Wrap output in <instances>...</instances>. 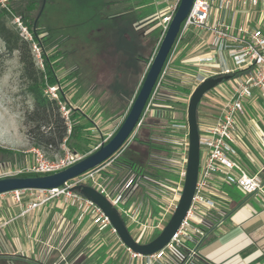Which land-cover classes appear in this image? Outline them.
<instances>
[{"label":"built area","instance_id":"obj_1","mask_svg":"<svg viewBox=\"0 0 264 264\" xmlns=\"http://www.w3.org/2000/svg\"><path fill=\"white\" fill-rule=\"evenodd\" d=\"M167 1L165 7L150 16L152 20L158 19L159 25L163 28V34L181 2V0ZM235 2H240L244 8L248 4L255 6L261 4L260 13L264 18V0H194L189 14L182 23L181 32L194 27L200 33L207 34L206 45L209 50L207 53L198 55L196 63H209L216 67L214 70L198 69L194 73V89L209 77L229 75L230 78L215 86L213 94L210 91L205 93L208 99L214 101L217 117L214 123H199L200 162L197 183L190 207L177 231L170 242L154 254L137 253L125 245L131 256L138 259L141 264H155L161 260L163 264H202L198 249L207 231L222 230V217L215 216V213L222 211L212 194L217 192L226 194V192L214 183V178L236 186L246 194L264 197L263 177L259 172L248 173L242 167L236 158L237 151L234 147L237 141L238 115L244 113L246 102L255 97V90H258L264 99V28L260 24L252 25L249 22L236 25L232 17V6ZM10 3L11 0H0V7L10 11ZM214 8L223 13L222 17L214 18ZM13 16L20 35L31 43L33 51L40 58L43 66L41 47L33 39L21 17ZM172 53L168 57L134 132L125 145L107 163L114 161L133 141L147 115L160 118L166 116L165 109L161 107L154 109L157 105L154 97L166 75ZM45 93L49 97L59 99V86H47ZM61 109L68 119L70 109L63 104ZM170 125L177 132L172 134V138H169L173 144V152L170 156L161 157L163 159L161 162L165 164L168 172L178 175L177 179H173L169 175H141L133 172L125 185L120 187L114 195H111L105 186L98 183L96 177L98 169H92L59 187L16 189L2 193L0 197L7 195L13 203L22 204L24 195L29 194L35 198V201L29 203L28 209L36 208L53 198H63L81 215H93L100 229L111 227L112 232L117 234L103 210L74 188L75 185L91 181L119 209L124 220L134 224V231H136L138 239H145L152 232L164 228L176 210L184 190L189 153L187 117L184 122H172ZM64 148V155L50 158L40 147H33V163L25 170L37 175L52 174L82 158V156L72 153L66 146ZM142 181L149 184L150 195L159 207V210L149 221L141 220L139 217L142 210L141 203L126 209L121 207V205L127 204L128 197L134 193Z\"/></svg>","mask_w":264,"mask_h":264},{"label":"crops","instance_id":"obj_2","mask_svg":"<svg viewBox=\"0 0 264 264\" xmlns=\"http://www.w3.org/2000/svg\"><path fill=\"white\" fill-rule=\"evenodd\" d=\"M154 3L159 11L168 1L154 0ZM252 8L258 11L256 25L260 24L264 28V18L260 13L261 4L257 6L248 4L245 8L242 6L247 14L240 18L236 16V10L232 6L234 23L252 24L248 17ZM222 15L221 11L213 9L214 18H220ZM184 33L187 41L178 47ZM194 35L196 43H194ZM206 40V33H200L198 29L191 27L180 32L172 48L173 69L161 89L165 97L163 101L158 102L161 103L159 105L170 108L169 112L167 109L165 111L169 120L167 127L172 134L177 132L170 127V124L184 122L186 119L185 107L194 91V73L198 69L216 68L214 64L207 66L209 63H196L198 55L209 50ZM210 93H214L213 89ZM90 97L91 94H88L77 106L87 117H81V121L84 123L91 121L89 128L91 135L95 136L94 132L97 130L101 133V137H104L107 132L104 133L102 128H107L108 125L102 127L103 123L113 116L108 118L102 116L103 110H100V107L106 104L103 103L104 99H98L95 94L94 97ZM132 100L126 104V109H129ZM201 104L203 105L199 107V123H214L217 117L214 101L203 97ZM97 110L98 113L92 117ZM120 124L121 122L113 132ZM263 138L264 99L259 91L255 90V97L246 102L244 113L238 115L237 141L234 147L237 151L236 158L242 167L251 174L259 172L264 179ZM112 162L97 168V181L106 189L108 182H112L114 171L109 172L106 179L101 177V172L108 166L113 167ZM214 183L226 192V194L221 192L212 194L222 211L215 213L216 217H222V230L207 231L198 249L202 264H264V197L246 194L238 187L226 184L219 178H214ZM119 188L118 185H114L107 192L114 195ZM133 194L127 199V208L141 203L140 219L149 221L159 210L157 202L151 197L149 190L138 194L135 200H132ZM33 201L35 198L29 194L24 195L22 204L13 203L7 195L0 197V255H3L0 260L12 259L34 264H141L138 259L131 256L118 234L112 232L111 227L99 228L93 215H81L63 198H53L36 208L28 209L29 203ZM126 224L134 231L133 223L126 221ZM155 264H163V261Z\"/></svg>","mask_w":264,"mask_h":264},{"label":"rangeland","instance_id":"obj_3","mask_svg":"<svg viewBox=\"0 0 264 264\" xmlns=\"http://www.w3.org/2000/svg\"><path fill=\"white\" fill-rule=\"evenodd\" d=\"M27 1L13 0L12 5L16 10V14L14 15L20 16L18 13L25 11ZM36 5L37 7L32 17L34 18L41 13L38 21V31L40 32V36L46 35L48 37V40H45L43 43L45 46H48L49 41H51L50 39L53 40L55 38L60 44V49L64 50L65 53L58 60L60 67L57 73L60 78H63L72 67L78 66L79 68L78 80L67 82L64 86L66 95L72 105L75 107L79 106L88 94H91L90 98H92L96 92H99V89L108 92L103 96L107 97V100L104 99L105 101L103 102L106 104L101 105L100 110H103L102 116L105 118L109 116L113 117L108 118V121L103 123L102 127L108 125L107 128H102L104 133L107 132L104 137H101V133L97 130L94 132L95 136H92V151H94L99 144L106 142L111 137L113 130L123 121L128 111L123 106L127 102V99L135 96L141 85V80L138 82L142 70L141 61L130 65L126 61L133 52H129V55L121 53L122 58H120L121 54H112L109 45L118 42V44L125 45L126 50L129 51L134 48L133 42L136 39H141L140 35L142 33L148 35L150 30L158 26L159 23L143 26L148 22L141 23L139 21L131 24L130 19L126 18L124 19L125 25L121 26L120 21L118 22L119 19L113 17V15L116 16L120 13L132 15V9H129L127 0H37ZM233 7L236 10L238 18L247 14V11L242 9V5L239 2L234 3ZM248 17L252 24L256 25L258 11L252 8ZM5 18L7 26L19 33L14 22V16L6 12ZM130 25L137 33V35L134 34L136 35V39L129 27ZM149 42L150 39H145V47L141 50L144 54L149 50ZM31 53L35 67L43 69L44 64L43 66L41 65L40 58L37 57L32 46ZM170 57L165 77L171 75L173 69L174 56ZM41 60L43 62L42 57ZM149 64L145 67V72ZM207 66H211V64H207ZM110 82L114 83L112 89L109 86ZM29 83L30 81L25 75V64L21 59V52L19 50L10 52L7 49L5 41L0 37V146L7 149V151H0V178L29 176L32 174L28 170H25L33 163L32 148L37 147L30 142L26 133V115L34 108L35 103L34 97L27 90ZM112 93L117 95L114 100L109 95ZM204 97H207V95L205 94ZM159 104L161 103H157L156 107H154L155 110L161 107L165 110L167 109L168 112L170 111V108H165ZM187 108L188 103L185 107V117H187ZM97 113L98 110L92 114V117ZM149 116L151 115H147L146 117ZM167 118L166 111L164 120ZM109 122L111 123L110 125L108 124ZM198 122H200L199 116ZM148 125L143 129L142 141L133 142L132 148L134 151H138L137 153H140L138 159L140 163H149L150 160L152 161L155 158L158 160L157 162L160 166L165 167V164L161 162L163 161L161 157L170 156L172 151L169 149L165 153L159 151L152 152L147 147L144 142L149 137ZM169 138H172V133H169L167 140H165L172 146L173 144L168 141ZM41 149L50 158L65 154L64 146L60 150ZM127 154L132 155V151H128ZM112 163H114L113 167L108 166L106 170L101 172V177L106 179V175L114 171L113 179H111L112 182H108L107 184V190L112 189L114 185H118L119 187L124 186L134 172L122 159L117 160L116 158ZM167 174L173 179L178 178V175L175 173L167 172ZM146 190H150V186L147 182L142 181L134 191L132 200H135L138 194H142ZM121 207L126 209L127 205H121ZM128 227L132 230L130 225ZM154 233L152 232V234ZM0 264L34 263L4 259L0 260Z\"/></svg>","mask_w":264,"mask_h":264},{"label":"trees","instance_id":"obj_4","mask_svg":"<svg viewBox=\"0 0 264 264\" xmlns=\"http://www.w3.org/2000/svg\"><path fill=\"white\" fill-rule=\"evenodd\" d=\"M127 1L129 3V9H132V15H128L125 13H120L116 16L113 15V17L119 19L118 22L120 21L119 23L121 26L125 25L124 19L126 18L130 19L131 24L133 22L137 23L141 21V23L148 22L143 26H147L149 24L156 25L158 19L152 20L150 17L157 11V5L154 3V0ZM12 2L13 0L10 3V11L0 7V37H2V39L5 41L7 49L10 52H13L14 50H19L21 52V59L25 64V75L30 81L27 86V90L34 97L35 103L34 108L26 115V133L28 135V138L34 146L40 148L60 150L62 146H66V148L72 153H76L80 156H85L89 154L93 149V135H91V131L89 129L91 126V121L87 123L81 121V117L87 118L86 115L82 114V111L79 107H75L74 105H72L64 90V86L67 84V82L78 80L79 68L78 66L72 67L70 70H68V73H66L63 78H60L57 73L60 67L58 60L63 55H65L64 50L60 49V44L55 38H53V40L50 39L51 41H49V45L45 46L43 42L45 40H48V37H46V35L40 36V32L38 31V21L40 19L41 13H39L34 18L32 17V14L35 12V9L37 7V0H28L24 9L25 11L18 14L23 19L24 24L27 25L29 31L33 36V39L41 47V56L43 58L44 68H36L34 65L35 63L33 60V55L31 53V43L25 40L18 32L14 31L9 26H7L5 18L6 12L10 13L11 15L16 14V10L13 7ZM129 27L131 28L133 35H137L136 31H134L131 25ZM185 33L181 36L178 47H180L183 43H185V41H187V36ZM136 35H134L135 39ZM162 35L163 28L162 26L158 25L152 30H150L148 35L142 33V35H140L141 39H136V41L133 42V49L127 51L125 45H121L118 44V42H114L115 44L112 43L109 45L110 51L112 52V54L124 53L125 55H129V52H133L129 55V58L127 59L126 63L134 65L135 62L141 61L140 63L142 65V70L138 79L139 82L141 80V77L144 76L146 73L145 67L151 62V59L155 53L154 51H156L155 49L157 45H159ZM145 39H150V47L146 54L141 51L142 48L145 47ZM196 41L197 40L194 35V43H196ZM120 58H122V54ZM165 78L166 77H164L161 81V85L154 97V101L156 103L163 101V98L165 97V95H163V93L161 92V89L165 85ZM54 85L59 86V99L49 97L45 93V89L47 86ZM109 86L110 89H112L114 83L110 82ZM98 91L99 92H96L95 94L98 99L107 98L103 96L108 92H104L100 89ZM109 95H111L113 100L117 96L113 93ZM131 100L132 97L130 99H127V102H125V106L123 107H126V104ZM62 104L65 105L66 108L70 109L68 119L63 114V111L61 109ZM200 105L202 106L203 104L200 103L199 107ZM198 112L200 114L199 109ZM168 122V119L162 120L161 118H157L154 116L145 117L133 141L125 148V150L118 157H116L117 160L122 159L134 172L141 175H168L167 169H164L165 167L160 166L157 162L158 160L155 158L152 159V161L150 160L149 163H140L138 160L140 153H137L138 151H134L132 148L133 142L142 141V132L144 131L143 129H145L146 126L149 124V137L144 142L146 143L147 147L152 152L159 151L165 153L169 149L173 152V145L171 146L168 142L165 141L167 140L168 134L170 133L167 127ZM130 150L132 151V155L127 154V152ZM0 151H7V149L0 146ZM110 159H108L105 163H107ZM105 163H103L102 165H104ZM34 175L37 174H30L29 176ZM86 183L97 187L90 181H87ZM76 187L77 185L74 186L75 189ZM130 232L136 239H138L136 231L130 230ZM160 232L161 230H157L154 234L148 236L147 238L141 240L139 239V242H149L154 239ZM0 258H3V255H0Z\"/></svg>","mask_w":264,"mask_h":264},{"label":"water","instance_id":"obj_5","mask_svg":"<svg viewBox=\"0 0 264 264\" xmlns=\"http://www.w3.org/2000/svg\"><path fill=\"white\" fill-rule=\"evenodd\" d=\"M193 2L194 0H181L157 46L126 116L108 141L102 142L96 150L58 172L46 175L2 177L0 178V194L16 189H46L62 186L85 172L101 166L115 155L125 145L138 125L172 48L180 35L182 23L189 14ZM229 78V75L209 77L200 83L190 96L187 108L189 153L183 194L173 215L154 239L146 243L139 242L130 232L119 209L104 193L90 184L81 183L77 185L76 190L92 200L103 210L111 225L117 231L120 240L132 251L149 255L162 250L170 242L183 218L186 216L195 191L200 162L198 107L205 93Z\"/></svg>","mask_w":264,"mask_h":264}]
</instances>
